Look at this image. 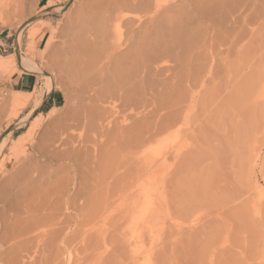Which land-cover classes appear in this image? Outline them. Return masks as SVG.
Segmentation results:
<instances>
[{"label":"rangeland","instance_id":"rangeland-1","mask_svg":"<svg viewBox=\"0 0 264 264\" xmlns=\"http://www.w3.org/2000/svg\"><path fill=\"white\" fill-rule=\"evenodd\" d=\"M49 1L0 0L2 55L13 54L18 61L17 40L21 35L24 55L33 56L25 53L31 44L28 35L32 25L23 27L22 23L31 22L34 17L51 23L44 27V39L37 38L33 42L37 47L33 58L43 72L35 73L38 81L29 102L17 103V91L11 88L15 75L22 72L18 69L0 71V143L9 133V127L12 129L2 150L0 148V193L9 188L10 195L14 196L7 194L9 200L17 199L11 200L13 203L9 205L0 195V214L5 213L9 227L6 229L0 218V230L5 228L10 236L13 230L18 231L31 223L36 215L46 212L61 186L74 181L79 192L73 211L75 256L69 262L65 254L55 264H264V0H257L253 20L248 26L240 19L239 23L227 22L225 31L220 29L214 33V38L209 32L208 36L203 34L206 38L201 39V46L192 48L194 52L190 49L193 54L189 49L186 51L192 58L194 53L201 51L198 63L194 59L196 56L193 60L184 53L189 57L185 60L187 66L181 63L184 69L179 68L176 60L165 64L169 68L171 65L178 67L174 71L165 69L161 72L164 76L160 73L156 76L159 80L155 89L149 88L147 101L140 109L145 115L138 117L148 121L151 127L177 109L183 123L138 151L134 149L131 134L115 130V123L105 121L107 130L101 128L98 121L99 127L89 126L95 111L108 104L100 102L97 94L92 93L95 90L90 83L81 85L79 67L71 72L67 50L77 27L88 23L91 29L87 40L104 57L111 41L118 37L116 32L121 36L119 28L115 31V9L122 5L128 15L143 18L146 9L132 2L140 0H53L50 4ZM175 1L178 0H159L163 7ZM168 14L171 17L174 12ZM166 15L163 19L169 18ZM123 24L122 40L129 31L128 25ZM196 64H205L202 78L198 80L188 77ZM46 74L51 75L54 88L63 94L62 103L55 108L52 117L46 116L50 108L40 105L28 120L19 123L36 99L45 94L49 83ZM174 83L177 86L172 85ZM176 91H181L182 96H176ZM112 113L111 110L104 112L106 116L122 115ZM35 116L42 118L39 125L31 122ZM134 123V118L118 122L124 127ZM29 128L33 133L24 147L12 148ZM62 131L65 138L71 136L70 144L61 146V141L56 139ZM179 142L184 144L182 155L177 159L170 155L165 164L157 166L159 207L153 231L145 230L142 238L135 242L132 219L123 216L121 205L133 197V189L125 192L128 186L125 184L145 170L146 155L161 157L163 152L172 153V146ZM72 146L75 149L72 161L60 164L55 161L56 153H61L58 149L63 152ZM22 169L26 170L24 176ZM14 175L18 178H13ZM13 182L16 186L12 184L11 187ZM7 245L0 247V264H5Z\"/></svg>","mask_w":264,"mask_h":264},{"label":"bare ground","instance_id":"bare-ground-1","mask_svg":"<svg viewBox=\"0 0 264 264\" xmlns=\"http://www.w3.org/2000/svg\"><path fill=\"white\" fill-rule=\"evenodd\" d=\"M132 2L135 5L144 6V8L146 9L145 17L143 18V17H137V16L135 17L128 15L122 9L123 8L122 5H120L118 9L116 8L117 10L115 9L114 12L115 15L114 17L113 16L112 17H113V22L114 21L116 22L115 31H117V29L119 28L120 31L119 30L118 31L121 36H119V34L116 32V36L118 37L117 38L115 37L114 40L111 41V43L109 44L108 54L102 57L97 51L94 50V47L91 44V42L90 41L88 42L87 40L88 39L87 33L90 31L91 26L88 23L85 24L83 23L79 25L77 27V31L73 33L74 34L72 37L73 42L70 39L69 40L71 42L68 41V44L71 43L69 48L67 47L68 48L67 56L69 60L68 63L70 64L68 65V63H66V65L72 66L69 67V69L71 68V72L73 68H75L74 70L76 71L79 67L77 73L80 75L79 78L80 81L81 79H83L81 81V85L83 84L86 85L90 83L91 86H94L91 88H93L96 91V93L95 91L92 93L97 94V97L100 100V102H102L103 104H108V106H102V109H97L95 111L96 114H94L93 118L91 119L89 126L95 129L100 125L101 128L107 130L106 128L107 125L104 123L105 121L109 120L107 122L108 124L115 123V130L118 129L122 133L126 131L128 135L131 134L135 145L134 149L138 151L141 150L142 147L146 146L147 144L149 145L150 143H153L154 140H157L161 135H164L172 128L179 127L183 123L181 112L180 110L177 109L165 115L164 119L158 125L151 127L150 125L147 124L149 123L148 121L142 120L138 117L141 114L145 115L143 113V110L140 109L141 107H143L144 101L145 102L147 101L146 99L149 94L148 91L150 90L149 88L151 87V90L155 89L154 88L156 86L155 83L157 82V80H159L156 78V76L159 75V73L160 75H163L162 73L165 72L164 71L165 69H169V70L173 69L174 71L178 66L180 68L183 63L186 64L185 60L189 57L186 56V54L184 53H187L189 55V53L186 52L188 49H189L188 51L192 53L190 49L193 50L194 48L196 49L197 47H200L203 34L205 33L207 34V32H209L211 33L210 34L211 38H214L215 37L214 33L216 34V32H218L220 29H224L225 31V25H227L226 24L227 22L230 21V24L231 21L239 23L240 19L246 22L245 26H248L247 24L250 22V20L251 21L253 20L252 16L253 14H255L253 10L255 9L257 0H178L177 2L175 1L176 3H173V5L171 4L168 7H163V5L159 2V0H142V1L140 0V1H132ZM50 3H53V0H50L49 4ZM263 9L264 6L262 7V10ZM167 12L168 13L172 12V14L174 12V14L173 16L170 17ZM164 14L165 15L167 14L169 18L165 17V19H163ZM48 22L49 21H47L42 17H36V18L34 17V19L31 22L29 20L27 23L26 22L22 23L21 26L23 27H25L28 24L32 25V27L29 28V35H28L29 38L31 39V44L28 46V48H26L27 51L25 52L29 56L30 55L34 56L35 54L34 52L37 47L33 45V42L37 38L40 41L43 39L46 33L44 31V27L47 25ZM244 22H242L243 27L245 24ZM89 23L91 24V21ZM122 24L125 27H127L126 25H128L129 27L128 28L129 31H127L128 33H126L127 37H124L123 40L120 38L123 37L121 32ZM231 28L233 29L235 27L233 26ZM230 29H226V30L228 31ZM247 29H249V27H247ZM208 35L209 34H207V36ZM20 36L21 35L18 36V40H17L18 61L17 59H15V55L13 54L10 56L0 54V71H5L6 73V71L11 72L10 70H13L15 72V70L17 71L18 69L22 73L43 72L41 67L34 60L33 56L28 57L24 55L20 45ZM205 38L203 39L205 40ZM49 45L50 42H48L47 48L49 47ZM67 51H65V55ZM200 52H198L197 54L194 53L193 55V58L195 56L197 57V60L196 57L194 58L196 63H198L199 57H202L199 56L202 54V53L199 54ZM190 58L193 59L192 56ZM63 59L64 58H62V60ZM65 60H67V58ZM171 60L178 61V62L174 61L178 66L175 64L176 66L171 65L173 68L171 66H170L171 68H169V65L168 66L165 65L167 64V62H170ZM203 65L205 66V64H202V66L201 64H199L196 66V68L191 69L190 70L191 72L188 71L190 73L188 74V77L194 80L195 79L198 80L199 77L201 76L200 77L201 79L203 73L202 70H204ZM180 70L181 69H179V71ZM46 77L49 78L47 89L50 91L54 87L53 79L49 74H46ZM179 79H183V78L179 77ZM178 82L181 81L179 80ZM170 83L171 81L169 82V85ZM175 84L176 83L172 85ZM176 89L179 88L176 87ZM15 93H16L15 101L17 103L25 104L29 102L33 97V92L26 93L23 91H17ZM146 93H147V97H146ZM175 95L182 96V93L181 91L178 92L176 91ZM41 100H42V96L36 99L31 110L24 118H22L19 121V123H24L26 120H28V118H30V116H32L34 110L38 108V106L40 105ZM54 110L55 108L49 110L46 116L52 117L54 115ZM105 110H111L113 112L112 114L121 113L122 115L118 117H114L113 115L106 116L104 114ZM14 114L17 115V112L15 111ZM111 116L113 118H111ZM129 118L135 119V123L133 124V126L124 127L118 124V122L121 119L122 121H126ZM41 120L42 118H39V116H35L31 119V122H35V125H39L41 123ZM97 121L99 122V125ZM8 132L9 133H7V136H10V134L12 133L11 127H9ZM32 133H33V129L30 128L24 133H22L17 138L18 140L16 141L14 147L12 148L14 149L23 148L24 144L32 135ZM147 133H149V135L145 136V134ZM7 136L4 137L2 143H0L1 144L0 148L4 146L3 144L5 143ZM56 139H59L61 141L60 143H62L61 146H63L66 144L67 145L70 144L71 136L65 138L64 132L62 131L60 132L59 137ZM59 140H56V142H58ZM172 147L174 148L173 152L171 151L172 153L163 152L162 156L159 155L161 157H157L152 154H149V156H147L145 154L147 158L146 160H144L146 161L145 170L143 169L141 173H138L139 175H137L135 179L133 180L131 179V181H128L129 183L125 184L126 186L128 185L126 187L127 191L125 192H128V190L133 189L132 192L133 197H131V199L130 198L128 199V203L126 201V204H121L124 207V212H123L124 215L123 214L122 215L124 217L125 216L131 217L132 219V224H131L132 237L135 239V242H138L139 239L142 238L145 230L149 229L153 231L152 224L154 223V219L156 218L159 207L158 196H157L159 175L157 174L158 171L157 166L159 164H165L171 156H174L176 159L180 157L182 155L181 149L184 147V144L179 142ZM72 148L73 146L68 147L67 149L65 148L66 150L63 152L61 148L60 149L56 148V150L57 149L59 151L61 150L60 151L61 153L59 154L56 153L58 156L56 155L55 157H57L58 159L56 158L55 161L59 162V164L62 163L63 161H72L73 158H75L73 152L75 151V149L73 150ZM51 150L53 151V149ZM51 150H49V153H52ZM54 152L55 151H53V155ZM45 155H47V152L45 153ZM28 157L29 156H27V158ZM33 159L34 158H32L31 161H34ZM31 161H29L28 163H31ZM31 166H29V168H32ZM25 171L22 172V174L25 173ZM31 171L32 170L30 169V172ZM38 171L40 172V169ZM24 175H26V173L23 174L22 176ZM29 175L31 174L28 173V176ZM16 176H18L17 173ZM16 176L14 175L13 178L17 179L18 177ZM13 178L12 181L18 182ZM14 182L11 184L9 183L10 186L12 184L15 185L16 182L15 183ZM23 183L24 182H22V185ZM31 183L32 182H30L29 184ZM16 184L19 185V182ZM17 188L19 187L17 186ZM28 188H30V191H32L30 186ZM7 189L1 190L2 191V193H0V195L2 196L1 199H3L2 201H4L5 203L7 204L9 203V205H12L11 203H13V201L12 202L10 201L17 199L16 198L12 199L14 197L10 195L12 194L11 193L12 191L10 190L9 193V190ZM18 191L21 192L20 189ZM19 192L16 193L17 195L15 196L18 197ZM78 193L79 192H77V188L74 181H72L69 184H64L58 189V196L56 197V199L53 201L51 200V202H49L50 204H48L47 208L45 209L46 210L45 213L36 215L37 217L31 219L32 220L31 223L28 224L25 223L26 225L23 228H21L20 226L22 225H20L19 227L21 229H19L18 231L13 230L12 233L10 231L11 233L10 236H7L9 232H6L5 230V228L9 229V227L6 224L5 213L1 212L0 218L3 221L4 225L7 226L3 230H0V247H3L8 244L5 249V251L8 252L7 257L4 259L5 264H55L57 259L65 254H67L66 256L68 257L67 260L69 262H72L75 256V226H74L75 220L73 217V211L75 210V204L77 201ZM7 194H9L12 197V198L10 197L11 200H9ZM26 194L29 193L26 192ZM23 198L24 197L22 196V199ZM115 202L116 201H114L113 203ZM7 222L9 223V220ZM19 222L17 223L19 224ZM149 230L148 232H151ZM137 251L136 253H138ZM1 255L2 253H0V258Z\"/></svg>","mask_w":264,"mask_h":264},{"label":"crops","instance_id":"crops-1","mask_svg":"<svg viewBox=\"0 0 264 264\" xmlns=\"http://www.w3.org/2000/svg\"><path fill=\"white\" fill-rule=\"evenodd\" d=\"M48 1L49 0H47V3ZM35 73L36 72H23L21 74L15 75L11 82V88L14 91L33 92L38 81L37 75ZM62 101L63 94L53 87L50 91L47 89L45 94L42 95L40 105L49 107L51 110L53 108H57L62 103Z\"/></svg>","mask_w":264,"mask_h":264}]
</instances>
